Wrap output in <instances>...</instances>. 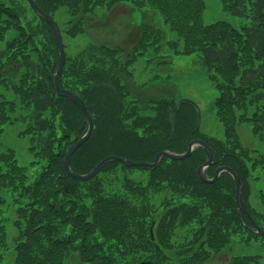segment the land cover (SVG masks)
Masks as SVG:
<instances>
[{
  "label": "trees",
  "instance_id": "obj_1",
  "mask_svg": "<svg viewBox=\"0 0 264 264\" xmlns=\"http://www.w3.org/2000/svg\"><path fill=\"white\" fill-rule=\"evenodd\" d=\"M34 1L52 18L65 11L63 34L69 38L82 34L84 21L96 9L109 11L118 3L129 4L143 19L140 40L124 59L108 47L65 57L60 87L82 100L93 122L91 136L71 157L74 174L85 175L110 156L141 163L153 162L162 151L182 154L197 139L213 154L206 177L219 167L232 169L249 215L239 220L228 174L213 184L199 181L196 169L206 161L201 148L181 161L162 158L155 169L139 168L147 172L146 185L125 181L124 195L106 193L99 179L119 163L108 164L90 182L67 177L66 153L87 125L74 104L56 95L53 75L59 58L53 34L26 0H0V139L5 127L23 121L18 137L27 138L32 156L29 167H23L12 151L0 153V264H69L73 254L77 264H204L233 243L250 246L260 240L264 245L248 229L254 222L264 231V189L255 193L258 205L251 201L253 184L264 185V156L243 146L236 132L239 125L250 124L251 133L264 140V0H219L236 25L205 24L206 0ZM147 10L159 13L181 42V49L168 42L170 52L194 55L205 68L218 93L214 113L222 139L200 131L189 102L171 116L172 99L132 100L121 78L131 79L146 42L160 36L145 23ZM149 190H166L168 196L154 206ZM7 225L15 233L11 240ZM177 230L185 232L181 244L172 243ZM231 264L264 261L259 255H236Z\"/></svg>",
  "mask_w": 264,
  "mask_h": 264
},
{
  "label": "rangeland",
  "instance_id": "obj_2",
  "mask_svg": "<svg viewBox=\"0 0 264 264\" xmlns=\"http://www.w3.org/2000/svg\"><path fill=\"white\" fill-rule=\"evenodd\" d=\"M205 6V24L223 21L230 25H236L237 20L222 11L219 0H206ZM145 12V23L147 20L149 25L158 29L160 36L157 42H146L148 46H144L146 48L145 54L132 66L131 79L121 78L122 82L128 86L132 100L136 99L138 103H141L150 99H158L156 97L172 98L173 109L180 101H189L197 107L200 131L210 137L222 139L223 128L214 113V101L217 92L210 83L205 68L194 55L181 56L171 53L167 43L177 42V47L181 49V42L168 30L159 13L151 10ZM54 19L61 32L65 57L66 55L72 57L83 51H88V47H108L120 52L121 59L129 55L139 42L140 25L143 21L138 10L133 9L129 4L121 5L118 3L109 11L96 9L84 21L82 34L69 38L63 34L68 21L65 11L59 10L54 15ZM142 43L140 41V45ZM156 47L158 50H155ZM144 83L146 84L143 85ZM7 95L6 98L10 99L11 95L8 93ZM24 116L25 113L22 112L21 118ZM25 126V123L19 120L4 128L0 139V153L10 150L14 153L20 166L29 167L32 156L28 153L27 138L18 137V133L24 130ZM250 128V124L239 125L236 130L238 140L243 146L264 156V140L254 136ZM29 173L34 174V169H29ZM99 179L102 183V189L106 193L124 195L123 185L125 181L144 186L147 183V172L139 169H123L118 166L114 172L100 175ZM260 188L264 189L263 183H256L252 186L251 201L255 205H258V202H255V193ZM167 196L168 191L166 190L158 192L149 190V204L157 206ZM4 199L6 205L10 204L9 197L6 196ZM9 216L12 215L9 214ZM160 216L161 214H158L156 220ZM11 227V225H7L10 240L15 237ZM184 237L185 232L177 230L172 238V243L181 244L185 241ZM256 242L250 246L233 243L229 249L211 257L204 264H231V258L236 255H259L264 261V245H260V240H256ZM77 256V254H73L69 264H77ZM172 257L169 255V258L172 259Z\"/></svg>",
  "mask_w": 264,
  "mask_h": 264
},
{
  "label": "water",
  "instance_id": "obj_3",
  "mask_svg": "<svg viewBox=\"0 0 264 264\" xmlns=\"http://www.w3.org/2000/svg\"><path fill=\"white\" fill-rule=\"evenodd\" d=\"M27 2L29 4L31 10L35 13V15L38 16L41 20H43L50 27L51 32L53 34L54 42H55L57 52H58V57H59V63L57 65V68H56L55 73L53 75V83L55 86L56 95L58 97L65 98V99L69 100L71 103H73L80 110V112L83 116V119H84V123L87 125L86 133L80 139H78L77 142L74 143L68 149V151L66 153V157H65V161H64V170L66 172L67 177H70V178L78 180V181H85V182L90 181L107 164H109L111 162L121 163L125 168H134V167L156 168L162 157H166L167 159L172 160V161H180V160H183L185 158H188L191 155V152H192L194 147H200L205 151L206 156H207V161L204 165L200 166L197 169V176H198L199 180L203 184H211L217 180L218 176L221 173H223V172L228 173L232 177L234 184H235V187H236L235 188V202L237 205L238 216H239V218H241L242 214L247 215L246 206H245L244 202L242 201V197H241V186L239 184V181H238L236 174L231 169H229L227 167L217 169L216 173H215V177L212 180H208L204 177V174H203L204 169L212 164V154H211L210 149L207 147V145L201 141H193L192 143H190L187 151L182 155H176V154H172L169 152L159 153L155 157L153 163H134L132 161L122 159L120 157H107V158L103 159L101 162H99L98 165L94 169H92L88 174H86V175L74 174L70 169L71 157L74 154V152L83 143H85L89 139V137L92 133V130H93V123H92L90 115L88 114V112L86 110L84 103L80 100V98L78 96L73 95L70 92H68L66 90H62L60 88L61 73H62V69L64 66L65 54H64V50H63L61 33H60V30H59L55 20L53 18L49 17L48 15L44 14L37 7L34 0H27ZM253 229H254L255 234H257L259 237H262L264 239V232L257 225H253Z\"/></svg>",
  "mask_w": 264,
  "mask_h": 264
}]
</instances>
